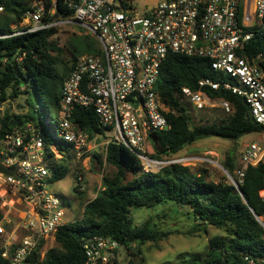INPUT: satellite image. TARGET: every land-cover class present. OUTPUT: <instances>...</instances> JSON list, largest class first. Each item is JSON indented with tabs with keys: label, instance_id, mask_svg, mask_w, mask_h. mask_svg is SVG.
Returning a JSON list of instances; mask_svg holds the SVG:
<instances>
[{
	"label": "built area",
	"instance_id": "built-area-1",
	"mask_svg": "<svg viewBox=\"0 0 264 264\" xmlns=\"http://www.w3.org/2000/svg\"><path fill=\"white\" fill-rule=\"evenodd\" d=\"M29 6L21 23L26 32L78 24L97 37L100 53L79 57L62 82L53 143L47 144L42 130L32 122L12 127L0 139L1 164L15 172L13 176L0 173V187L25 205L18 240L5 243L9 235L0 224L2 257L9 264H30L40 243L55 239L58 229L68 223L62 200L50 187L58 182L54 181L57 166L65 160L58 144L72 146L80 157L90 145L89 133L73 122L77 107L93 109L105 131V141L94 149L105 150L109 143L123 145L138 157L144 173L183 165L184 159H157L150 153L154 151L152 135L170 129L167 114L174 113L156 90L169 55L207 58L212 69L224 75L218 80L202 78L197 89L179 91L193 109L220 105L233 112L229 102L214 101L207 93L224 89L242 98L252 119L264 126V67L260 64L264 57L249 55L252 40L264 33V0H156L144 12L134 7V0H70L71 17L48 21L44 0H32ZM48 14L54 15L55 8ZM57 149L61 151L54 163ZM240 164L238 180L230 178L237 188L249 166L264 165V134L246 145ZM82 183L79 174L76 185ZM260 195L264 201V188ZM83 247L86 264H114L121 245L111 237L93 236L83 240Z\"/></svg>",
	"mask_w": 264,
	"mask_h": 264
},
{
	"label": "trees",
	"instance_id": "trees-1",
	"mask_svg": "<svg viewBox=\"0 0 264 264\" xmlns=\"http://www.w3.org/2000/svg\"><path fill=\"white\" fill-rule=\"evenodd\" d=\"M44 1L48 8L45 21L73 15L68 7L70 0ZM29 3L26 0H0L4 11L0 15V94L4 96L9 88L15 96L26 94L29 107L25 115L2 120L0 139L12 127L32 122L41 127L45 142L51 144L53 138L47 132L50 128L47 118L51 114L58 116L62 82L70 75L79 57L100 53L99 41L93 35V39H82L84 44L80 47L71 44V60L63 61L52 54L61 52L50 43L55 27L26 32V28L21 26ZM53 7L55 14L50 16L48 10ZM260 53L264 57V33L252 40L249 49L253 58ZM260 64L264 67V61ZM206 77L215 80L224 77L212 69L207 58L174 54L163 62L156 90L174 113L167 114L170 129L152 135V157H172L185 147L209 137L237 142L246 135L264 132V126L250 116L245 101L224 89L207 90V93L214 101L229 102L232 114L220 124L194 126L191 114L178 93L184 87L197 89L198 82ZM21 88H25L24 93L20 92ZM73 122L88 132L92 140L105 134L91 108L77 107ZM104 154L106 163L115 171L102 178L101 190L85 204L82 218L58 229L55 241L59 249L48 250L41 259L38 252L45 242L40 243L36 264H86L83 240L93 236L111 237L120 243L119 256L114 263L118 264L122 248L132 250L135 245L140 252L142 245H158L168 235L152 220L140 226L134 225L132 212L168 207L170 215L182 214L197 221L198 227L211 226L225 231L226 235L210 238L204 254L183 253L178 256L177 263L167 261L162 264H264V226L256 218L264 217V201L260 195L264 188L263 164L249 166L237 190L227 178L219 182L209 181L206 171L194 172L191 167L181 164L144 173L138 157L123 145L109 143ZM94 158L99 160L97 154ZM224 167L237 181L236 172L242 166L236 159L235 150L226 155ZM69 170L65 163L58 165L54 181L63 180ZM2 216L0 212V220ZM2 252L0 248V264H9L2 257Z\"/></svg>",
	"mask_w": 264,
	"mask_h": 264
},
{
	"label": "rangeland",
	"instance_id": "rangeland-1",
	"mask_svg": "<svg viewBox=\"0 0 264 264\" xmlns=\"http://www.w3.org/2000/svg\"><path fill=\"white\" fill-rule=\"evenodd\" d=\"M26 1L30 2L32 0ZM155 3L156 0H134V7L140 12H144L146 9L153 7ZM3 13L4 11H0V15ZM55 28L56 32L50 38V43L57 49H60L61 52L54 51L52 54L59 56L65 62L71 60V44L80 47L84 44L82 39L88 37V39H93V34L78 24L58 25ZM24 89L21 88L20 92L24 93ZM183 103L191 114L194 126L210 125L212 123L220 124L232 114V112H227L220 105L197 111L193 109L187 99ZM28 110L27 95L20 94L15 96L12 88H9L4 96L0 94V127L4 118L13 117L14 115H25ZM48 119L50 120V128L53 129L55 122L59 119V113L58 116L51 114ZM36 127L42 130L41 127ZM49 129L47 132L53 134L54 131ZM56 133L60 134L59 131H56ZM263 134L264 132L246 135L237 142L221 137H209L185 147L178 154L173 155L172 158L184 159L183 166L191 167L194 172L206 171L209 181L219 182L227 178L229 183L238 190L239 186L237 188L234 185L232 182L234 178L224 167L226 155L230 151L235 150L236 159L240 162L241 153L245 150L246 145L252 140H259ZM105 139L103 135L99 136L96 140L91 139L90 145H88L82 157L73 151L72 146L65 143L58 144V147L62 148L65 159H63V162L70 170L63 180L55 183V186H51L50 188L62 200L61 205L66 211L68 223L82 218L85 204L93 200L97 192L101 190L102 178L111 175L115 171V168L105 161L104 148L98 146L94 149L95 144L104 142ZM152 146L150 149L153 148ZM60 151L61 149L55 151L54 163H57L56 156L59 155ZM94 154L99 156V160L94 158ZM186 158H188L187 163ZM79 174L83 178L81 186L76 185ZM24 207L25 205L13 193L5 194L4 189L0 187V212L3 215L0 224L9 235L5 242L7 244L18 240L20 234H23L19 226ZM168 210L169 207L155 210L144 208L132 212L134 225L140 226L152 220L157 223L158 228L167 231L168 235L158 245L154 243L142 245L140 252L135 248V245L132 250L122 248L118 264H162L167 261L177 263L180 254H204L208 248L210 238L219 234L226 235L225 231H220L211 226L198 227L197 221H192L182 214H178V216L170 215ZM163 214L166 216L163 217ZM259 222L264 226V217H259ZM50 249H59L54 238L48 239L42 248H40L38 252L40 258L43 259L45 253Z\"/></svg>",
	"mask_w": 264,
	"mask_h": 264
},
{
	"label": "water",
	"instance_id": "water-1",
	"mask_svg": "<svg viewBox=\"0 0 264 264\" xmlns=\"http://www.w3.org/2000/svg\"><path fill=\"white\" fill-rule=\"evenodd\" d=\"M0 173L6 174V175H10L13 176L15 174V172L11 169H6L5 167H3V165L1 164L0 161ZM256 218L259 221V217L256 216ZM37 263V252L36 250L31 254L30 257V264H36ZM125 264V263H124Z\"/></svg>",
	"mask_w": 264,
	"mask_h": 264
}]
</instances>
